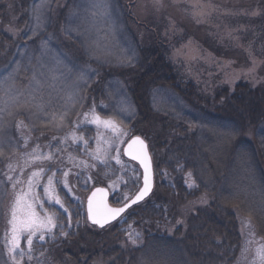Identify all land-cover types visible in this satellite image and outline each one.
<instances>
[{
  "label": "rangeland",
  "instance_id": "1",
  "mask_svg": "<svg viewBox=\"0 0 264 264\" xmlns=\"http://www.w3.org/2000/svg\"><path fill=\"white\" fill-rule=\"evenodd\" d=\"M40 2L38 0L34 9ZM44 2L47 7L43 10L40 27H36L33 10L32 25L26 31V50L20 51L14 62L0 70V83L11 78L13 91L27 93L29 86L38 81L40 91L35 93V102H41V98L43 102V108L38 110L33 104H23L25 96H20L19 103L14 105L0 91V105L8 102V110L16 117L8 130L7 144L11 152L0 159V191L4 198L0 203V264H12L4 241L5 211L13 198L6 175L21 181L17 185L19 190L26 188L33 171L43 168L45 179L37 191L45 200L44 207L54 212L57 219V227L51 235H46L44 241L34 239L31 259L26 255L22 264H46L47 246L77 228L80 219L75 222L76 218L83 216L88 222L86 200L95 188H107L114 207L125 205L141 189L139 165L123 154L125 145L134 136L114 115H109L111 99L96 104L97 95L89 96L88 89L85 90L101 83L109 74L108 70L116 66L132 67L138 60L139 45L158 43L161 55L173 70L176 84L199 89L200 97L212 102L235 95L239 87L264 92V0ZM94 3H107V16L92 9ZM67 37L80 42L78 51L82 59L80 55L75 59L61 46L60 40ZM113 91L120 100L118 115L127 120L135 117L134 102L126 88L118 84ZM150 96L157 111L173 116L187 111L178 94L157 91ZM93 113L101 119L115 121L127 133L122 137L123 143H119L111 131L102 126L98 129L91 123ZM6 116L5 112H0V123ZM108 141L112 148L108 147ZM98 144L102 158L105 151L108 153L104 164L95 158ZM115 149L119 150L123 166L112 158ZM48 154L52 155V160L35 159ZM8 165H12V170ZM52 172H55L56 193L67 212L44 197L43 187ZM157 177L155 168V179ZM192 181H195L192 176L187 177V186ZM246 221L251 222L250 226ZM240 229L244 242L233 264H252L255 250L264 245V240L258 237L253 221L248 218L240 220ZM22 247L27 251L23 241Z\"/></svg>",
  "mask_w": 264,
  "mask_h": 264
},
{
  "label": "trees",
  "instance_id": "2",
  "mask_svg": "<svg viewBox=\"0 0 264 264\" xmlns=\"http://www.w3.org/2000/svg\"><path fill=\"white\" fill-rule=\"evenodd\" d=\"M37 2L0 4V70L26 50ZM61 43L82 59L80 42L67 37ZM158 46L139 45L132 67L116 66L101 83L85 89L97 95L96 104L111 99L109 115L148 141L158 173L153 195L123 222L102 230L83 216L76 218L77 228L47 246L46 264H233L244 242L242 218L252 220L264 240V92L239 87L215 102L200 97L199 89L176 84ZM118 84L134 102L136 114L129 120L118 115L120 100L113 91ZM157 91L178 94L187 111L180 116L157 111L150 99ZM15 118L7 115L1 122L0 159L11 152L8 130ZM232 129L239 134L225 144L221 134ZM189 173L194 188L187 186ZM130 233H139L136 244Z\"/></svg>",
  "mask_w": 264,
  "mask_h": 264
},
{
  "label": "snow or ice",
  "instance_id": "3",
  "mask_svg": "<svg viewBox=\"0 0 264 264\" xmlns=\"http://www.w3.org/2000/svg\"><path fill=\"white\" fill-rule=\"evenodd\" d=\"M47 5L44 0H41L40 4L34 9V16L36 20V27H40V22L43 17V10ZM109 5L107 3L92 4L91 8L98 10V14L102 16H107ZM10 76V74H9ZM29 91L27 93L20 92L19 90H12V80L9 78L4 82L0 83V91L4 92L5 95L9 97V102L16 105L19 103V97L25 96L23 104H33L38 110L43 108V102L36 103L37 97L36 92L40 91V84L35 81L33 85L29 86ZM6 102L4 105H0V112H5L7 115H12L13 113L8 110ZM88 118L87 115L85 117ZM60 119L63 120L64 116L61 115ZM91 123L95 124L99 129L101 126L106 131H111L117 136L119 143H123L122 137L126 136L127 133L123 132L119 125L111 119H101V116L93 113ZM23 123L22 121L20 122ZM19 127V125H17ZM3 125L0 123V128ZM238 131L235 129L225 130L221 134V139L225 144L231 143V141L238 135ZM73 140L76 137L73 135ZM108 147L112 148L110 141L107 142ZM101 149L99 144L97 146V156L95 157L100 161L101 164L105 163L108 153L104 152L103 158L99 155ZM126 154L132 159L140 163L144 169L143 175V188L139 193L131 200L130 204H125L124 207L112 208L107 204V192L103 188H97L88 201V213L89 218L93 224L104 227L106 223L111 220L116 219L121 213H123L126 208L130 207L132 204H136L143 200L152 189V168H151V158L148 155L147 144L139 136L131 140L127 145ZM120 153L118 149H115V159L117 164L122 165V161L119 158ZM35 159L52 160V155L48 154L43 157L36 156ZM123 166V165H122ZM9 169L12 170V165H8ZM45 170L41 168L39 171H33L30 174L26 182V188H20L17 190V185L21 183L19 179L14 180L12 175H6L7 181L10 183L12 190V201L5 211L6 217V229L4 232L5 247L7 249V255L12 264H22L24 257L27 255L31 259V253L33 249L34 239L39 241H44L46 235H51L53 230L57 227V219L53 213H50L47 208L44 207L45 200L41 198L40 193L37 189L40 187L41 181L45 179ZM66 176L67 173L65 172ZM55 172H52L50 176L46 178V184L43 187L44 197L47 198V202L59 205L60 208L67 212V208L64 207L59 195L56 193L54 179ZM189 179H191V173L188 174ZM195 181H192L188 186L193 187ZM70 218V217H69ZM250 226V221L245 222ZM66 235V233H65ZM137 237L139 233H136V237L129 234V239L133 244L137 243ZM22 241L26 243L27 251L22 247ZM251 243V241H249ZM247 248H245V252ZM252 264H264V245H261L255 250V260Z\"/></svg>",
  "mask_w": 264,
  "mask_h": 264
},
{
  "label": "water",
  "instance_id": "4",
  "mask_svg": "<svg viewBox=\"0 0 264 264\" xmlns=\"http://www.w3.org/2000/svg\"><path fill=\"white\" fill-rule=\"evenodd\" d=\"M137 137V136H136ZM140 137V136H139ZM135 137H133L132 139H134ZM141 139H143L142 137H140ZM131 139V140H132ZM131 140L130 141H128V143L125 145V147H124V150H123V154H124V156L126 157V159H128V160H130V161H132V162H134V163H136L137 165H139V167H140V169H141V171H142V187H141V189L143 188V175H144V169H143V167L140 165V163L138 162V161H136V160H132L127 154H126V150H127V145L131 142ZM144 141H145V143L147 144V151H148V155L150 156V158H151V168H152V189H151V192L143 199V200H141V201H139L138 203H136V204H132L130 207H128V208H126V210L123 212V213H121L116 219H114V220H111V221H109L108 223H106L105 225H104V227H100L99 225H96V224H93L92 223V221H91V219L89 218V213H88V201H89V199L91 198V196H92V193L97 189V188H103V189H105V191L107 192V204H108V206L109 207H112V208H119V207H114V206H112V204H111V194H110V191L107 189V188H104V187H97V188H95L94 190H92L91 191V193L88 195V197H87V200H86V214H87V220H88V223L92 226V227H95V228H97V229H99V230H102V229H105V228H107V227H109V226H111V225H113V224H115L116 222H118L121 218H123L124 217V215H126L131 209H133L134 207H136V206H139V205H141V204H143L144 202H146L151 196H152V194H153V192H154V190H155V171H154V165H153V159H152V156H151V153H150V149H149V145H148V143H147V141L145 140V139H143ZM140 189V190H141ZM139 190V191H140ZM139 193V192H138ZM137 193V194H138ZM136 194V195H137ZM135 195V196H136ZM134 196V197H135ZM134 197L132 198V199H134ZM131 199V200H132ZM131 200L130 201H128L126 204H130L131 203ZM125 205H123V206H121V207H124Z\"/></svg>",
  "mask_w": 264,
  "mask_h": 264
}]
</instances>
